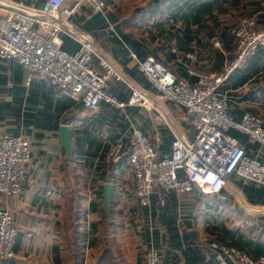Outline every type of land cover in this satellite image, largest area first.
<instances>
[{
  "label": "crops",
  "instance_id": "crops-1",
  "mask_svg": "<svg viewBox=\"0 0 264 264\" xmlns=\"http://www.w3.org/2000/svg\"><path fill=\"white\" fill-rule=\"evenodd\" d=\"M8 1L34 9L45 0ZM103 1L105 18L84 6L71 18L72 27L88 35L99 55L126 82L154 94L138 72L133 55L140 61L155 59L152 52L162 66L189 84L195 81L189 69L218 73L235 55L236 17H241L240 5L247 0H167L158 8L153 1L151 12L139 9V16L124 24L115 12L126 0ZM209 1L215 3L213 15L219 17V32L217 27L215 37L208 39V28L213 26L209 20L202 23L203 29L191 27L197 37L184 41L183 53L173 37L181 22L173 21L171 15H189L193 7ZM262 20L258 16L259 25ZM146 21L153 22V41L138 30ZM164 22L167 38L158 36L155 29ZM121 28L122 34L132 35L130 40L149 53L139 56L131 49ZM221 32L227 33L222 36ZM62 39L66 52L77 50L66 36ZM92 65L97 68V61ZM26 78L17 61L0 59V130L23 136L30 146L21 193L12 198L0 195V208L10 211L17 230L15 257L0 264H74L77 250L83 254V264H143L150 247L160 251L161 264H218L219 251L214 245L223 247V241L251 258L264 257V187L231 177L220 195H204L194 188L189 194L168 196L164 212L141 208L134 196L126 152L119 164H104L102 158L113 143L122 141L126 146L131 124L150 139L159 156L167 154L172 137L164 123L137 107L115 109L103 104L90 113L58 89L35 80L27 84ZM111 89L119 101H127L129 90L124 83L109 84L110 93ZM219 92L228 99L232 119L240 121L250 113L261 119L264 129V48L235 70ZM161 106L175 131L191 139L184 110L170 103ZM63 126L72 133L69 156L61 144ZM230 132L238 136L247 156L264 162L263 147L238 131ZM106 184L111 187L107 214L103 207ZM100 193L104 216L94 206L100 204Z\"/></svg>",
  "mask_w": 264,
  "mask_h": 264
},
{
  "label": "built area",
  "instance_id": "built-area-1",
  "mask_svg": "<svg viewBox=\"0 0 264 264\" xmlns=\"http://www.w3.org/2000/svg\"><path fill=\"white\" fill-rule=\"evenodd\" d=\"M84 6L106 17L103 0H45L41 7L29 9L21 4L0 0V59L17 61L26 71V82H44L62 95L80 103L90 113L101 105L115 109L137 107L151 113L168 128L172 137L170 151L159 156L150 139L135 124L129 126L126 146L117 141L103 155L104 164L126 161L134 183L138 206L146 210L163 208L170 195L189 194L197 188L202 194L220 195L231 177L264 187V162L246 155L240 141L228 134L235 130L249 142L264 148V129L259 117L245 113L240 121L228 114V99L220 86L237 69L245 66L264 48V26L257 29L261 11L244 21L235 35V55L218 73L189 69L192 84L177 78L166 67L149 57L137 61L138 72L148 81L154 94L144 91L102 58L90 38L71 25V18ZM66 36L77 45L70 54L63 49ZM215 47H218L216 42ZM190 57V55L188 56ZM97 61V68L92 65ZM112 83H124L129 90L126 102L109 91ZM183 109L192 130V138L178 134L162 111L161 103ZM30 162L29 142L21 135L0 130V195L18 196L22 191L25 167ZM17 230L10 211L0 208V262L15 257ZM218 264H264V257L251 258L233 247H219ZM161 253L150 247L143 264H161Z\"/></svg>",
  "mask_w": 264,
  "mask_h": 264
},
{
  "label": "trees",
  "instance_id": "trees-1",
  "mask_svg": "<svg viewBox=\"0 0 264 264\" xmlns=\"http://www.w3.org/2000/svg\"><path fill=\"white\" fill-rule=\"evenodd\" d=\"M263 1L264 0H247L244 3H241L240 9L242 11L243 16L246 18H249L255 14H259L261 11H263L261 8V3ZM154 2H155V5L153 6L154 8H158L164 4H167V0H154ZM214 4H215L214 2L209 1V2L201 4L198 7H193L194 9L190 12L189 15H185L184 13H177V15H171V19L173 21H176V23L179 21L181 22V26L176 28L175 35L173 36L174 39L176 40L177 44H179V50L180 51L184 50L183 45H187L184 41L191 42L194 39H196V37H197L196 31H194V29L192 30L191 27L196 26V27H199L200 29H203L204 26L202 25V23L204 21L209 20L213 24L211 29L208 28V34H207L208 39L210 40L211 38L215 37L216 28L219 26V24H216V19H218L219 17L217 18V17H214V15H213ZM153 7L149 10L150 12L154 9ZM260 16L263 19L261 21V24L264 25V15H259V17ZM184 23L187 24L185 29L183 27ZM166 24H167V22L155 25L156 26L155 29L158 33V36H162L163 38H167ZM119 31H120L121 35L123 36L124 42L128 46H130L131 49H136L138 51L139 56L147 55L149 53L147 51H143V49H142V47H140V45H138L137 43H134L130 40V37L132 35L128 36V35L122 34V28L119 29ZM217 31L219 32V27H218ZM225 33H227V32H221L220 35L225 36L226 35ZM147 35L149 36L151 41L154 40V36L152 35L151 32L147 33ZM140 50H141V52H139ZM182 52L184 53V51H182ZM150 54H152V56L157 60V62L159 64H161V65L163 64V63H161V60L156 58L155 54H153L152 52H150ZM166 55H168V53H166ZM111 92H112L111 94H114L112 89H111ZM228 134L230 136L233 135V134L231 135L230 131L228 132ZM235 138L239 139L238 136H235ZM109 165H112V164H109ZM101 195H102V193H100V196H99L100 204L94 205V206H96V209L95 208L94 209L96 210V212L99 211V213L104 216V212L101 208V200H102ZM156 203H157V199L153 198V209H152V211H154V210H159V211H163V212H164V210L166 211V209L168 207L167 203L161 209L156 206ZM94 209H93V211H95ZM220 243L224 244V246H226V247L235 246L231 242H227V241H223ZM79 249H80V247H79ZM73 262H74V264H83V254L81 252H79L78 250L75 252V257L73 259Z\"/></svg>",
  "mask_w": 264,
  "mask_h": 264
},
{
  "label": "rangeland",
  "instance_id": "rangeland-1",
  "mask_svg": "<svg viewBox=\"0 0 264 264\" xmlns=\"http://www.w3.org/2000/svg\"><path fill=\"white\" fill-rule=\"evenodd\" d=\"M153 1L154 0H126V1H124V3H122L120 8H117L118 11H116L115 13L118 16V18L123 22V24L124 23H131L132 21H134L135 17L139 16V14H140L139 9H142V10L143 9H149L150 10L152 8L151 5H152ZM241 14H242V11L240 12V15ZM236 19H237L238 25L236 27L235 33L240 28H242L241 26L244 23V21L249 20L248 18L244 17L243 14L241 15V17H236ZM152 24H153V22H149V21L141 23V25H139L138 30L142 31L143 33L144 32L145 33L151 32L153 34ZM260 26H264V25L258 24L257 25L258 30L261 29ZM113 30L114 29H112V31ZM162 104H165V102H162ZM166 104H168V103H166Z\"/></svg>",
  "mask_w": 264,
  "mask_h": 264
},
{
  "label": "water",
  "instance_id": "water-1",
  "mask_svg": "<svg viewBox=\"0 0 264 264\" xmlns=\"http://www.w3.org/2000/svg\"><path fill=\"white\" fill-rule=\"evenodd\" d=\"M71 129L67 126H63L60 129V137L62 147L67 151L68 156L72 153V145H71ZM110 193L111 187L109 184L104 185V194H103V207L104 212L107 214L109 210L110 203Z\"/></svg>",
  "mask_w": 264,
  "mask_h": 264
}]
</instances>
